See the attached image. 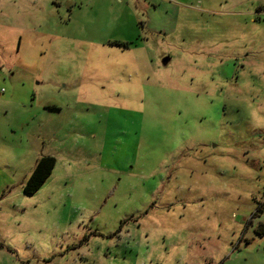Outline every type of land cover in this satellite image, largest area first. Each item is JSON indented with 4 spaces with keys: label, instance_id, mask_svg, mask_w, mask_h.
Segmentation results:
<instances>
[{
    "label": "rangeland",
    "instance_id": "rangeland-1",
    "mask_svg": "<svg viewBox=\"0 0 264 264\" xmlns=\"http://www.w3.org/2000/svg\"><path fill=\"white\" fill-rule=\"evenodd\" d=\"M260 224L264 0H0V264H264Z\"/></svg>",
    "mask_w": 264,
    "mask_h": 264
},
{
    "label": "trees",
    "instance_id": "trees-1",
    "mask_svg": "<svg viewBox=\"0 0 264 264\" xmlns=\"http://www.w3.org/2000/svg\"><path fill=\"white\" fill-rule=\"evenodd\" d=\"M123 45L127 47L131 46L132 43L129 42ZM54 163L55 161L52 157H42L38 159L35 162L33 170L22 186V193L30 195L40 189L50 176ZM255 233H258L260 236L264 235V224H260L255 230Z\"/></svg>",
    "mask_w": 264,
    "mask_h": 264
},
{
    "label": "water",
    "instance_id": "water-1",
    "mask_svg": "<svg viewBox=\"0 0 264 264\" xmlns=\"http://www.w3.org/2000/svg\"><path fill=\"white\" fill-rule=\"evenodd\" d=\"M169 61V58L168 57H163L162 59H161V63L162 64H165V63H167Z\"/></svg>",
    "mask_w": 264,
    "mask_h": 264
}]
</instances>
